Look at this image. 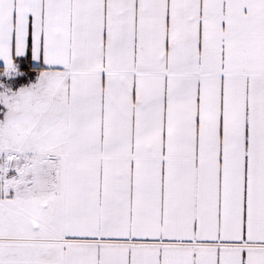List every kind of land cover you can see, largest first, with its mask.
<instances>
[{
	"label": "snow or ice",
	"instance_id": "obj_1",
	"mask_svg": "<svg viewBox=\"0 0 264 264\" xmlns=\"http://www.w3.org/2000/svg\"><path fill=\"white\" fill-rule=\"evenodd\" d=\"M0 264H264V0H0Z\"/></svg>",
	"mask_w": 264,
	"mask_h": 264
}]
</instances>
